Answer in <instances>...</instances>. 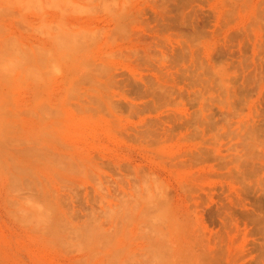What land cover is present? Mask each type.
Returning <instances> with one entry per match:
<instances>
[{"label":"rangeland","instance_id":"obj_1","mask_svg":"<svg viewBox=\"0 0 264 264\" xmlns=\"http://www.w3.org/2000/svg\"><path fill=\"white\" fill-rule=\"evenodd\" d=\"M0 264H264V0H0Z\"/></svg>","mask_w":264,"mask_h":264},{"label":"bare ground","instance_id":"obj_2","mask_svg":"<svg viewBox=\"0 0 264 264\" xmlns=\"http://www.w3.org/2000/svg\"><path fill=\"white\" fill-rule=\"evenodd\" d=\"M82 22H83L84 24H86V21H82ZM86 30L90 31V30H92V29L89 28V29H86Z\"/></svg>","mask_w":264,"mask_h":264}]
</instances>
